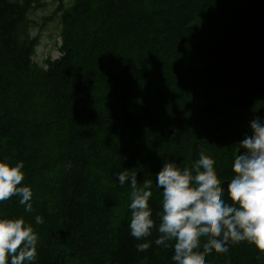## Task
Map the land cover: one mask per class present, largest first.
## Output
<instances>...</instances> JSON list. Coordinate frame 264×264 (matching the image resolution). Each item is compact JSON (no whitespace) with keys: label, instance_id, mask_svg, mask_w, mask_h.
Listing matches in <instances>:
<instances>
[{"label":"trees","instance_id":"1","mask_svg":"<svg viewBox=\"0 0 264 264\" xmlns=\"http://www.w3.org/2000/svg\"><path fill=\"white\" fill-rule=\"evenodd\" d=\"M56 1L64 27L75 30L87 19L95 24L77 48L65 38L61 55L46 59L44 68L34 59L39 39L31 34V14L43 0H0L6 70L0 76V160L23 162L20 186H32L39 172L52 178L42 193L32 189L33 220L15 196L0 203V217H23L33 226L36 264H173L171 242L167 249L137 252L144 241L129 235L130 187L120 186L116 174L127 169L138 172V181L153 180L149 204L157 222L162 191L155 174L163 160L183 167L215 147L222 157L213 159L225 165L221 182L231 177L249 122L264 117V0ZM231 73L238 87L218 90ZM36 75L52 80L64 142L46 150L47 160L36 143L40 131L25 113ZM181 145L187 149L169 154ZM37 215L43 224H35ZM257 255L241 242L205 259L257 264Z\"/></svg>","mask_w":264,"mask_h":264},{"label":"clouds","instance_id":"2","mask_svg":"<svg viewBox=\"0 0 264 264\" xmlns=\"http://www.w3.org/2000/svg\"><path fill=\"white\" fill-rule=\"evenodd\" d=\"M249 131L239 141L231 177L223 183L216 161L203 150L183 167L163 160L155 174V187L162 191L158 222L149 204L153 180L138 181V172L127 169L116 174L120 186L130 187L129 235L144 241L135 245L137 252L153 245L167 249L171 242L173 264H208L205 257L213 251L227 253L230 245L246 242L258 250L257 264H264V117H254ZM23 168L22 161L0 160V203L15 196L30 213L33 192L20 186ZM43 223L37 215L35 224ZM154 231L159 235L148 239ZM38 243V233L23 217H0V264H36Z\"/></svg>","mask_w":264,"mask_h":264},{"label":"rangeland","instance_id":"3","mask_svg":"<svg viewBox=\"0 0 264 264\" xmlns=\"http://www.w3.org/2000/svg\"><path fill=\"white\" fill-rule=\"evenodd\" d=\"M257 1L260 2V0ZM72 3L73 0H65L64 5L67 6L71 5ZM58 6L59 5L56 0H43V5L40 8L35 9V11L31 14V18L35 21V24L32 25L31 34L33 36H37L39 39L34 59L44 68H46V59H56L61 55V47L65 38H68V41H71V45L74 48H77L81 45V42H78L77 40H84L87 37L88 32L95 24V21L93 19H87L75 30L66 28L62 25L60 17L57 14ZM223 16L225 17V15ZM226 60L230 61V57L228 55ZM4 68L5 61L3 58V53L0 51V76L6 75V70ZM227 68L230 67H228L227 65ZM32 82V95H30L26 101V117L35 126H37L40 131L39 137L36 138V143H39V146L45 148V150L40 149L42 152H40V154L42 156L46 150H57L59 147L64 145V142L60 140L61 133L58 129L60 123L55 114L56 111L51 103L52 80L47 76L36 75L33 77L31 83ZM238 84V75L236 73H231L229 74V78L220 79L218 81V90L221 89L225 90L226 92L232 91L238 87ZM152 86L154 88L158 87L156 85H151V87ZM221 93L224 94L225 92L221 91ZM41 116L42 118L40 119ZM219 122L221 123V121ZM55 140H57L56 144L53 143ZM186 149L187 148L185 145H181V147L177 148L176 151H172V149H169L168 152L172 156H176L179 151L183 152ZM47 155L48 152L46 151V154L43 155V158L46 160ZM217 155L222 157V154L217 153V150L215 149V147H213L209 151V156L216 159ZM218 160H220V163L218 164L216 162L217 168H215V170L217 172L218 179H220L218 171L225 165L222 163L221 159ZM47 182L52 183V178H50L47 173H36L31 177L32 186H30V188L31 190H35V192L42 193L40 191L43 189L44 185ZM35 192H33L32 199L37 198ZM35 208L37 207L35 206ZM34 214L35 212L32 210V212H30V217L32 220Z\"/></svg>","mask_w":264,"mask_h":264},{"label":"bare ground","instance_id":"4","mask_svg":"<svg viewBox=\"0 0 264 264\" xmlns=\"http://www.w3.org/2000/svg\"><path fill=\"white\" fill-rule=\"evenodd\" d=\"M138 2V1H137ZM142 3V2H141ZM171 70V69H170ZM177 74V73H176ZM165 82V81H164ZM172 108V107H171ZM34 110V109H33ZM26 113V112H25ZM35 119V118H34ZM96 220V219H95Z\"/></svg>","mask_w":264,"mask_h":264},{"label":"water","instance_id":"5","mask_svg":"<svg viewBox=\"0 0 264 264\" xmlns=\"http://www.w3.org/2000/svg\"><path fill=\"white\" fill-rule=\"evenodd\" d=\"M223 183V182H222ZM222 186H225L224 184H222Z\"/></svg>","mask_w":264,"mask_h":264}]
</instances>
